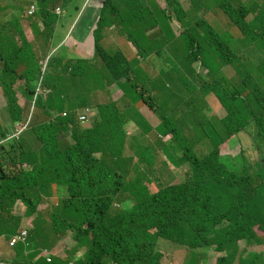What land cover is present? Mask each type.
<instances>
[{
	"label": "trees",
	"instance_id": "16d2710c",
	"mask_svg": "<svg viewBox=\"0 0 264 264\" xmlns=\"http://www.w3.org/2000/svg\"><path fill=\"white\" fill-rule=\"evenodd\" d=\"M135 1H140L142 5L143 0H128L126 9L130 14L133 7H140L134 4ZM235 1L237 6L232 5L230 1H225L224 6L233 23L248 32L253 44L249 59L242 67L237 68L240 59L239 46L231 38L226 39L212 27L204 25L209 29V33H212V39L217 40L215 54L219 60L224 64H234L237 73L242 77L238 86L226 84V79L221 77V71L216 74L215 68L211 67L210 47L201 44L193 46L191 42L190 50L185 55L184 63L190 71L193 70L190 65L202 59V63L209 69V81L202 87V91L205 95L214 92L230 113L220 118L216 127L212 120L207 118L208 113L204 112L200 114L201 119L195 120L198 126L194 133L188 127V135H175V139H179L184 149L172 152V148L165 145L163 149L168 151L173 164H179V160L190 162V169L184 173L185 179L181 183L162 188L155 194L148 193L151 197L140 207L146 208L148 212L139 214L136 212L140 209L138 208L110 216L111 203L120 193L118 186H129L127 191L133 192L140 189L144 180L143 175L135 169V174L130 177L117 170H111L107 165L108 158H112L115 163H122L125 159L124 124L128 119L117 103H105L101 94L97 105L99 115L93 120V128L88 129L78 121L75 113L67 112L66 116L59 113L66 107H79L82 104L79 95L74 96L69 103L48 99L36 103V106L43 110L44 114L54 116V119L45 120L40 125L36 122L32 127L36 129L34 132L37 133L38 139L46 140L50 147L45 150L43 145L33 147L25 133L18 139L11 138L0 145V158L6 162L20 164L19 176H14L13 179L15 182L21 178V187L24 188L15 189L0 180V216L5 208L11 207V203L20 199L28 206V215L36 212L38 201H34L30 194L31 182L33 187L36 184L43 191L52 183L57 184L59 188H65L66 198L62 207L65 210L64 222L76 224L81 228L75 235V240L80 247L88 243L91 250L90 255L74 264H109L105 257L110 255L115 264H135L137 260L157 264L161 258L160 253H155L158 236L177 240L182 244L191 238L192 241H201L205 240V237L211 238L213 223L223 220H229L232 225L226 230L227 235L232 236L230 242L249 238L256 227L264 230V2L260 5L253 3L251 7H247L242 0ZM87 2L88 0H28V3L34 4L36 13V20L29 22L32 23L35 38L43 40V48L46 49L52 37L61 39L62 31L70 24L76 25V15H80ZM198 4L199 0H192V7ZM168 5L182 10L181 4L176 0H168ZM113 8L111 0H107L94 31L95 55L101 56L113 81H119L124 73H129L130 63L127 59H122L119 53H108L99 39L104 27L125 21L119 18L120 15L109 14V10ZM255 11H258V14L254 20L247 21L246 17ZM81 18L85 20V17ZM146 20L150 22L148 18ZM155 23L159 24L158 21ZM0 25V73L9 82L24 79L28 96L36 92V88L28 89L31 81L37 80L45 90H49L47 95H38L40 100H43L51 95L65 93L67 87L74 83L72 77L88 76L93 72V62L90 59L68 55L64 49L52 53L47 66L44 67L40 59H37L32 41H27L20 33L18 39L21 44L18 46L14 37L4 32L10 26L15 28L16 32H23L21 23H8L0 16ZM6 46L13 50L11 55L5 51ZM252 53L257 55L256 59L252 57ZM74 60L76 63H73ZM97 63L96 66H99ZM17 65L23 66V74L17 73ZM242 69L244 72H240ZM253 71L256 73L254 77L262 83L261 91V84L249 76ZM214 76H218V80H212ZM186 77L184 75L181 79ZM127 79L131 81L128 76ZM0 85L3 93L11 95L9 99L14 100L12 98L15 91L3 82H0ZM244 89H247V92ZM22 108L10 111L11 120L15 124L24 120ZM54 110H58L55 115ZM228 125L234 127L230 128ZM67 126L72 128L71 132L66 130ZM241 128L252 138L251 144H247L242 161L239 157L222 156L220 146L224 140L242 132ZM66 134H69L73 142L64 149L60 148L63 145L59 144L56 150L54 143H63ZM0 138H6L1 129ZM194 148L199 151L210 150L206 155L199 156ZM143 150L141 159H148V148L144 147ZM95 151L101 155L98 157L94 154ZM151 158L152 155L148 159L149 166L152 165ZM124 167L127 170L126 166ZM11 219L12 217L5 220L6 229L13 228ZM195 221H200V225L194 223ZM152 226L156 228L155 231H151ZM36 228L41 229L39 234L44 233L41 224H37ZM14 249L17 254L15 264H68L60 259H52L49 262L45 258H39L41 251L32 242L20 243Z\"/></svg>",
	"mask_w": 264,
	"mask_h": 264
},
{
	"label": "rangeland",
	"instance_id": "374dc122",
	"mask_svg": "<svg viewBox=\"0 0 264 264\" xmlns=\"http://www.w3.org/2000/svg\"><path fill=\"white\" fill-rule=\"evenodd\" d=\"M178 1H180L182 3V6L184 8V12H180V9L179 8L177 9V7L173 6V5L170 7L168 6L169 9H166V8L161 9L163 5L167 6L166 0L165 1L156 0V2H154V3H152V0H148V3L150 4V8L152 9V11H142V14L147 16L148 18H156L148 26L150 28L149 33H152L156 27H161V25L163 27H166L167 35H159V38H160L159 47H162V45L166 39H168L169 37H174V40L176 42H178V53H179V55H183V54L187 53V51L190 50L191 42H192L193 46H196L197 44H201V45H204L206 47H210L212 49L211 67L215 68V71L217 74V68H218L219 61H220L218 58V55L215 54V51L217 48V40L212 39V33H209V29L207 27H205V25L208 27H212L217 33L221 34L224 38H226V39L231 38L232 41H234V43H236L237 38L241 35V31L239 30L238 27H236L231 22L230 18L227 16L224 9L222 8V4L225 1H231V0H199V4L195 7H192V0H178ZM242 2L245 3L247 5V7H251L253 5V3L260 5V3H263L264 0H242ZM232 3L234 4V2H232ZM6 4H9L11 9L9 11V15L5 17L4 21H6L8 23L11 22L13 24H14V22H19V24L21 23V26L24 30V34H25L27 40L31 41L32 35H33V33H32L33 26H32V23L27 22V20H29V21L36 20V17H35L36 13L31 15L33 10H34L33 7L29 8L30 3H28V0H0V9H2V7H5ZM1 12H0V16H1ZM182 14H184V15H182ZM257 14H258V11L251 13L246 18V20L247 21L254 20V18ZM27 17H30V18L28 19ZM76 17H77L76 22L81 20V15H76ZM96 19L98 20L97 17H96ZM156 21L159 22V25H156V23H155ZM74 26H76V25H74ZM41 29H43L42 24H41ZM119 29L124 34L126 32L132 34L134 36V38L138 40V38L132 33L131 27H127L124 24H121L119 26ZM9 31H10V33L13 32L11 26L9 28ZM111 31L114 33H117L119 35V30L117 29V27H112ZM179 32H183V34L181 36H179L177 34ZM144 33H145V29L140 28L139 34H144ZM153 35L155 36L156 33ZM14 37L16 39V44L20 45V40L18 39L16 34L14 35ZM123 37L127 38L129 36L124 35ZM63 38L64 37H62V39ZM55 42H57V39ZM34 48H35L34 50H35L37 59H41L44 56L46 49L43 48L42 44L36 45L35 42H34ZM105 49L110 54L114 53L116 50V48L114 46H106ZM160 54L165 57V65H164V61L159 57V55L155 54L154 58L156 60H158L167 70H170V68L172 66H178L179 65L177 60L171 59V56L169 55V51L167 48H161ZM244 57H245V59H249V57L247 55ZM252 57L254 59L257 58V56L254 54H252ZM98 58H101V57L98 56ZM245 59L243 57H240L239 61L237 62V68L242 67ZM22 67L23 66L20 65L18 70L21 71ZM192 67H195L196 73H198L204 77L203 79H194V81L196 82V86L194 84H192L190 86V88L194 90L196 87L199 88L200 85H203V83L205 84L206 80L209 81V79H208V74L205 72L204 64H202V59H200L199 61L194 63L192 65ZM223 70L226 74L228 83H230L234 86H238V84L242 80V77L237 73V70L235 69V67L233 65H227L224 67ZM240 72H244V70L242 69ZM253 72H251V73H253ZM184 75L192 78V76L188 72H186V74L182 73L181 77ZM221 77H223V76H221ZM212 80H215V81L218 80V76H214V78H212ZM19 81L23 82L22 80H19ZM112 81H113V79L110 76L109 70L105 68L102 78L99 77V78H92L91 79V89H92L91 94L88 93L89 96L87 94H84V97L89 98L92 95L97 96L98 92L99 93H105L106 94L105 97L107 98V102H108L111 99L113 93L115 91H117L119 88H121V85L119 88H118V86L111 87L110 84L112 83ZM177 81H179V80H177ZM123 83H124V81H121V84H123ZM133 83H137V81H132L130 83H127L125 86H123V88L125 90L129 89L134 94V96H137V93L135 92L134 88L132 87ZM139 83L141 85H145L144 82L141 80ZM225 83L227 84V81ZM116 85H119V84H117V82H116ZM37 86H38L37 80L29 82V87L31 89H34ZM145 88H147V86H145ZM255 89L258 90V87L255 86ZM121 90H123V89L121 88ZM244 91L247 92V89L246 90L244 89ZM183 96H184V98H187L189 96V93H184ZM203 96H204L203 94H200V98L202 101L197 103L198 105H188V106H190V108L194 109L195 113H197V114L198 113L203 114L204 112H207L208 114H210V110L208 109L207 106H205V100H203ZM3 100H6V98L4 97V95L0 91V103ZM208 100H209V106L211 107L212 111L216 112V114L219 117H222L226 114V112L223 111V109L219 108L220 101L213 94L208 97ZM18 101L23 106L22 117L24 118V120L22 122H23V126H26L28 129L27 134H26L27 139L30 141L32 146L37 147L40 144H42L43 150L47 149L48 147H50L49 143L44 139H38L37 133L34 132V131H36V129L32 127V125L34 123L37 122L38 125H40V123L44 121L41 117L38 116L40 113H44V111L37 108L35 106V104H33V102L30 99L29 100H21V98L18 97L17 103H18ZM174 101H175V95L173 97H171L168 104L170 105ZM199 105H200V107H198ZM158 106H159L158 111L162 113V117L166 118V116H168L170 114V112L172 111V109L168 108V106H166V105L163 108H161L160 101H158ZM1 107L2 106L0 105V119L3 122H1L0 125L4 126L6 128V131H8L9 135L12 136V131L15 129L16 124H14L13 121H10L9 112H6L4 110V108H1ZM96 112L99 113V109ZM146 113H149V112H146ZM142 119L146 120L145 118H142ZM170 119L172 121L171 116H170ZM171 121H169V122L171 123ZM190 127L191 128L193 127V123H191ZM180 129H181L180 132L175 133V135L181 136V133H183L185 136L188 135L187 127L181 126ZM15 130L13 131V134L15 133ZM166 138L168 139V141H163L164 143L168 142L172 149L177 148L178 143H180L179 139L170 138V137H166ZM133 142L134 141L132 140L130 152H131V150L133 151L134 149H136L133 146ZM238 142L239 141L236 140V143H238ZM203 147L207 148L208 146H203ZM193 150L196 151V153L199 156H204L209 152L210 149L199 151L196 148H194ZM237 152H238V149H236L235 152H232V151H230V149L228 147H226V146L222 147V153L224 155H231L232 153L236 154ZM159 153H160V156L163 157L162 151ZM231 156H233V155H231ZM186 166H187V164H185V167ZM154 169L156 172L161 174V176L163 178L162 181L164 184H167L168 182H170V179L174 178V175H171L169 171H164V170L161 171L157 167H154ZM174 171L177 172V170H174ZM186 172L187 171H185L183 169L181 172V175L186 173ZM8 175H9V178H8ZM14 176H19L18 169L13 170L12 166L6 164V160H4L1 157L0 158V180H3L6 185L8 184L10 186H13L15 189L23 190L24 188L21 187L23 180L21 178H19L14 182V179H13ZM34 188H35V185H34V187L31 185L29 186L30 191ZM54 199L58 200L57 198H54ZM27 207L28 206L24 205V201L20 199V200L15 201L14 203H11V207H7L3 210L2 216H0V236H1V238H0V261L8 262V264H15L14 261H15V258L17 257L16 250L9 247V241H10V238L16 234V232L20 231L22 228H26V226L28 228H30L32 231H35L37 233H39L41 231V229L38 230L36 228V221H34V218H33L35 215L32 217L28 216ZM11 217H12V219L10 221L12 223L13 228L12 229H6L4 227V222H5V220L10 219ZM45 220L47 221L48 218H45ZM37 222H38V220H37ZM47 224L50 227V229L53 230L52 224L50 222H47ZM28 225H30V226H28ZM15 230H16V232H15ZM44 230H45V232L43 231L44 232L43 236L46 237V240L41 241L40 239H38L36 242V246L40 247L42 249L41 254H43V258L48 259V257L54 258L53 256H58V257L64 259L66 256V252L70 251V249L71 250L74 249L75 241L73 240V238L58 241L55 238H52L51 234L53 235L54 233H52L51 230H47L45 228H44ZM169 240L170 239L167 237H161L159 239V243H160L159 247L169 245V243H170ZM45 248L47 249L48 252H51L52 250H57L58 254L48 255L47 257H45L46 251H43V249H45ZM41 254H40V256H41ZM40 256H39V258H41ZM184 256L187 258H194L195 257V255H193L187 251L184 252ZM83 258H84V256L80 254L77 256L76 261H79ZM108 258H109V262L112 263L113 259H112L111 255Z\"/></svg>",
	"mask_w": 264,
	"mask_h": 264
},
{
	"label": "bare ground",
	"instance_id": "6f19581e",
	"mask_svg": "<svg viewBox=\"0 0 264 264\" xmlns=\"http://www.w3.org/2000/svg\"><path fill=\"white\" fill-rule=\"evenodd\" d=\"M161 1H165V0H161ZM107 0H88L85 8L82 9V12L80 13V15L83 17L85 16V12L86 10H88L89 8H93L95 9V11L97 12V18L98 20L95 18H92L91 23L89 26V30H91V34L92 37L95 40V29L97 27V24L99 22L100 16H101V12L103 11V9L105 8ZM128 0H111V6H113V9H110L109 14H112V16H114V13L117 15H120L119 18L120 19H125L124 22L118 23L116 22L113 26L118 27L121 24H124L127 27H131V31L132 33L138 38L135 39L134 36L130 33H125L124 35H128L129 37H127L128 41L131 42L132 47L135 50V54L136 56L143 58L144 61L146 63H148V65L154 69V72L160 74L162 76V79L164 81H167L169 83V86L166 87V89L163 90V93H166L170 98L173 97L175 95V97L180 98L186 105H196V103L201 102V98H200V94H204V92L199 89L198 87H196L194 90L190 88V86L192 84H194L196 86V82L194 81V79H203L204 77L201 76L200 74L196 73L194 70H189L186 68V65L184 64V60L185 58V54L183 55H179L178 53V42H176L174 40V37H169L168 39H166L162 45V47H159V43H160V38L159 35H167V29L166 27H163L161 25V27H156L154 29V31L152 33H149V24L151 22H153L156 18H148L147 16L142 14V11H152V9L150 8V4L148 3V0H143L142 1V5H140V1L139 3H136V1L134 2V4H138L140 5V7H133L132 8V13L130 14V12L128 11V9H126V4H127ZM156 2V0H152V3ZM167 2V6H162L161 9H169L168 8V0H166ZM170 7V6H169ZM3 9H5L6 11H10V6H5L3 7ZM85 9V10H84ZM146 14V13H145ZM29 16V15H28ZM29 19V17H27ZM113 19H115V17H111ZM146 18H148L150 20V22L148 23ZM131 20V21H130ZM81 23V24H80ZM84 24V21L79 20L78 22H76V26H81ZM159 25V24H156ZM109 27V26H106ZM140 28H144L145 29V33L144 34H139V29ZM13 32L10 33L9 29L6 30L5 32H7V34H9L10 36H13L17 33L15 31V28H12ZM103 30V29H102ZM120 30V29H119ZM22 34H24L23 32H20ZM34 33V32H32ZM156 35L154 36L153 34ZM25 35V34H24ZM34 35V34H33ZM99 39L101 40L103 37V33L101 31V34H99ZM15 43H16V39L14 37ZM40 42L42 43L43 40L40 39ZM21 44V41H20ZM144 45V46H142ZM19 46V45H18ZM161 48H167L169 51V55L171 56L172 60H177L178 62V66H172L170 68V70H167L158 60H156L154 58V55L157 54L159 55V57L164 61V65H165V57L163 55L160 54L161 52ZM33 49H35L33 47ZM5 51L11 55L10 53L13 52V50L10 48V46H6ZM114 53H119L120 57L122 59H126V56L124 54V46L121 47V50L114 52ZM41 55V54H40ZM240 57H243L242 54H240ZM239 59V58H238ZM1 61V59H0ZM197 61H194V63H196ZM246 60L243 62L245 63ZM19 66L16 67V70H18ZM185 72H189L191 77H187L186 79L182 80L181 79V74ZM130 76H140V77H144L147 79V82L144 84L148 87L149 85H152L156 88H158L160 85L158 83H156L152 78L148 77V75H146V73L144 72V69L141 67H137L135 69H132L129 71ZM179 80V81H177ZM0 82H3L7 85V87L9 89H13V90H17L19 94H22L21 100H31L34 103H38L40 101H46L48 99H52V100H61V101H66V102H70L71 99L75 96L72 93H62V94H57V95H51L48 98H44L43 100H40V97L38 95H32V96H28L27 94H23L22 90L19 89L17 83L15 81H11L9 82L5 76L0 73ZM180 84V85H179ZM227 89L230 91L231 89L229 87H227ZM184 93H189V96L187 98H184ZM139 98L142 102H150V98L148 96V94L146 93H139ZM207 99V97L203 96V100ZM56 100V101H57ZM191 102H193V104H190ZM0 105L2 106L1 108H4V110L6 112H9L11 110H17V108H22V105L20 104V102L17 103L16 100H11V99H7L3 100ZM190 108V106H188ZM223 109V111L226 112V114L222 117H219L216 112H213L211 114L207 115V118L209 120H212V123L214 125H216V127L218 126V122L219 120H215V118H223L225 117L227 114L230 113V111L227 108H221ZM76 110V108H75ZM81 113H88V111L86 109H83L81 111ZM39 117H41L44 121L45 120H53L54 116L52 115H46L44 113H40L38 115ZM136 119H140V118H145L146 120H152L154 117L149 114L146 113V115L142 114V113H138L135 115ZM196 119H201V116L199 114H189V115H182V117L178 120H175L173 122H167L168 124H174L177 126H185V127H190L191 123H194ZM158 121H164V118L161 117L159 119H157ZM3 122L0 119V123ZM230 128H233L234 125H228ZM20 125H16L15 127V131H19L20 130ZM0 129L4 134H9L8 131H6V128L2 125H0ZM13 130V131H14ZM66 130L68 132L72 131V128L70 126L66 127ZM240 130H244V129H240ZM196 131V130H195ZM23 133H25V135L27 134L26 130L22 131ZM128 136L135 142V143H140L142 141H152V138L148 135L142 136L140 138L137 137L136 133H132V132H128ZM154 139L156 141H168L167 138L164 137H158V136H154ZM63 143H54L56 150H58V145L62 144L63 147L60 148H65L66 145H68L67 142L63 141ZM3 143L0 142V145H2ZM204 144V143H201ZM200 144V145H201ZM224 145H227V147L230 149V151L235 152L236 149H238V151H240V154H234L235 157H239L240 160L242 161L243 159V154L244 151L246 150V148L248 147L247 144H244L242 142H238L236 143V141L230 140V139H225L223 142ZM39 146H42V144H40ZM184 146L182 145V143H178L177 148L172 149V152H176V149H181ZM61 149V150H63ZM184 149V148H183ZM150 151H154V148H149ZM182 150V149H181ZM161 152V151H159ZM168 151H162V155L166 158L170 157V154L167 153ZM95 155H101L100 152L95 151L94 152ZM222 156L228 157L227 155H224L223 153H221ZM132 158L131 157H127L124 159V161H131ZM107 165L112 169V170H117L119 173H125L127 175L132 176L133 174H135V172L137 171L139 173L140 170L144 169L147 164L149 162H141L140 165L138 166V169L136 171H130V170H126L125 167L123 165H121L120 163L114 164L111 160L107 161ZM255 163V162H253ZM6 164L12 166L13 170L20 169V164H15L13 161L12 162H6ZM170 172L171 175H175L177 174L178 176L181 177L182 181L185 179L182 175H181V171L178 169L177 172L174 170H168ZM32 186V182L30 184ZM36 185V184H34ZM159 187H167V184L164 183H159L158 184ZM140 189H137L135 192L129 193L127 191V189H129V186L123 187V186H118V189L120 191V193L125 190V192H123L121 194L122 198H124L126 201L131 202V203H139L141 202L142 199V195L143 193L146 192H152V186L149 185L147 182H144L140 187ZM140 190V191H138ZM31 196H33L34 201H38L37 204V210L36 212L32 215H30L29 217L34 216V221H36V225L37 224H41L43 231L45 232L44 228L47 230H51L50 227L48 226L47 222H50L52 224V228L53 230L52 233H54L53 235L51 234L52 238H55L58 241H62L61 237H65L66 239L72 238L70 233L68 232V229L70 228L73 232L78 233L81 228L76 225V224H68L65 223V210L62 209L63 207V201L66 198L65 195H63L62 193L59 192V187L57 186V184L52 183L49 187H47L46 191H43L42 189H40L38 187V185L35 186V188L33 189V191H30ZM54 198H57L58 200H55ZM137 213H141V212H148V210L146 208H140L136 211ZM117 215V214H116ZM45 218H48V220L46 221ZM38 220V222H37ZM229 222V220H223L222 223L220 224V226H223L225 224H227ZM20 223V222H19ZM30 226V225H28ZM27 227V226H26ZM156 228L154 226H152L151 231H155ZM161 237L163 236H158L157 240H159ZM40 239V235L37 236L36 238L29 240L28 243L32 242L33 245L36 246V242L37 240ZM74 240V239H73ZM75 241V240H74ZM261 242L259 241H255L253 240V244L254 245H259ZM160 244V243H159ZM235 245V249L237 251H239L240 253L244 254L246 256V261L250 262L253 260H257L259 257H255V256H250L247 254V252L245 251L244 248L240 247L239 245ZM56 251H53V253H55ZM197 254H200L201 257H207L208 260L210 261L211 264H244V261L240 259L239 256H237L234 251H225L221 246H218L217 244L214 243H210L207 246L196 250ZM81 254L83 256H88L91 254V250L89 248H82V247H78L77 249H70V251L66 252V255H68L69 257L66 258L65 260H63L64 263H68V264H72L73 262H76L77 256ZM106 260H109L108 256L105 257ZM136 262H141V260H137ZM112 263H115V261L113 260ZM158 264H161V262H159Z\"/></svg>",
	"mask_w": 264,
	"mask_h": 264
},
{
	"label": "clouds",
	"instance_id": "9594fccd",
	"mask_svg": "<svg viewBox=\"0 0 264 264\" xmlns=\"http://www.w3.org/2000/svg\"><path fill=\"white\" fill-rule=\"evenodd\" d=\"M177 2H179L181 4V7H182V10H180V12H184V8L182 6V3L178 0H176ZM234 2V4L232 3ZM230 3L234 6H237L238 3L235 1V0H231ZM7 6H10L9 4H6ZM170 6V5H169ZM30 7H33L34 9V4H30L29 5V8ZM195 7V6H194ZM240 8H243L242 5H239ZM222 8L224 9L225 13L227 14V16L230 18L231 22L233 23L232 21V18H231V15H229V13L227 12L225 6H224V3L222 4ZM3 10V7L2 9H0V12ZM58 9H56L57 11ZM35 9L33 10L32 14L34 13ZM8 12L6 10H3L1 12V17H3V15ZM251 14V13H250ZM249 14V15H250ZM248 15V16H249ZM247 16V17H248ZM181 17V16H180ZM246 17V18H247ZM4 20V19H3ZM27 22H29V20H27ZM250 22V21H249ZM234 24V23H233ZM179 25V24H178ZM235 25V24H234ZM236 26V25H235ZM238 27V26H236ZM239 30L241 31V35L237 38V41H236V44L239 46L240 48V51H239V54H242L243 57L244 56H250V50L252 48V42H251V38L248 34L247 31H244L241 27H238ZM37 29V28H36ZM38 30V29H37ZM73 28L71 29V31L69 32V34H71ZM5 32V31H4ZM32 32H33V29H32ZM6 33V32H5ZM64 33V31H62V34ZM20 34V32H17L16 35L18 37V35ZM179 36H181L183 34V32H179L177 33ZM8 36H10L8 34ZM23 36L25 37V39L27 40L26 36L23 34ZM12 37V36H10ZM64 37V36H62ZM57 39V42H55ZM62 39V38H61ZM61 39H58V38H54L52 37L51 38V41L49 43H47L46 45V52L44 54V56L40 59V63L46 67L47 66V63H48V60H49V57L52 53H54L55 51H57L58 49H64L66 51V47L63 45V44H58V42L61 41ZM28 41V40H27ZM34 44V42L36 43V45H39V44H42L40 42V39H36L34 35H32V40H31ZM30 41V42H31ZM100 43H101V40H100ZM102 44V43H101ZM8 45V44H7ZM103 46V45H102ZM52 48V49H51ZM103 48L105 49V47L103 46ZM106 50V49H105ZM107 51V50H106ZM68 53V55H77L78 57H82V58H86V59H90L92 62H93V72L88 74V76H83V77H72V79L74 80V83L69 85L67 87V91L68 93H72L74 94L75 96L76 95H79L81 98H80V101H81V105L79 107H75V108H72V107H66L63 111H59V113L63 116H66L67 115V112L69 113H75L76 116H77V119L78 121L85 127H88V129H92L94 124H93V120L94 118L99 115L98 112H96L98 110V107L97 105L99 104V97L101 96V94H103L104 96V99H105V103H108V102H115L117 103V105L120 107L121 111L124 112L125 114V117L128 119V121L124 124V129H125V132H126V143H125V149H124V155H125V158L127 157H131L132 160L131 161H123L122 163H120L121 165L123 166H126V168L130 171H134L138 169V166L140 165L141 162H148V159L149 157L152 155L153 158H151L152 160V165L149 166V164H147V166L140 170L139 173L143 175L144 177V180H143V183L144 182H147L149 185L152 186V192H144L143 195H142V199H141V202L139 203H131V202H128L126 201L124 198H122L121 194L123 193V191L121 193H119L115 199L114 202L111 203V206L109 208V211H110V216H115L116 214H121L122 212H128V211H133V210H136L140 207H142V203L146 200V199H149L151 196L148 194H155L157 193L160 189L162 188H165V187H159L158 184L159 183H163L162 181V176L161 174H159L158 172L155 171L154 167H157L159 170L161 171H168V170H180L182 172V170L184 169L185 171H189L190 169V162H184L182 160H179V164L175 165L171 162L170 158H166V157H161L160 156V153L159 151H165L163 148L165 147V145L169 146V143H164L163 141H154V143L157 145V147L154 148L153 145H149L148 144V140L147 141H142L140 143H135L133 142V146L136 148L134 149L133 151L131 150L130 152V147H131V142H132V139H129L128 137V130H127V124L130 123L131 121H134L136 122L138 125H144L145 123L148 122V120H143L142 118L140 119H136L135 118V115H131L129 114V110L128 109H125L121 102L120 101H108L107 102V99L105 97V93H99L96 95H92L90 96L89 98H85L84 97V94H87L89 96L88 93L91 94V79L92 78H99V70H98V66H96V63L98 61H102V58H98L96 55H95V43H94V51H93V54L91 56H81L73 51H66ZM114 54V53H112ZM254 54V53H252ZM256 55V54H254ZM8 56V55H7ZM257 56V55H256ZM101 57V56H100ZM10 59V58H8ZM12 60V59H10ZM122 59H120L121 61ZM247 60V59H245ZM199 61V60H197ZM103 62V61H102ZM73 63H76V60L73 61ZM104 63V62H103ZM100 62L97 63V65H99ZM185 64V63H184ZM194 64V62L190 65L191 68L195 71V67H192V65ZM203 64V63H202ZM186 65V64H185ZM227 65H234V64H224L222 63L221 61H219V65H218V68H217V71H221V74L222 76L226 79L227 81V84H230L228 83V80H227V77H226V74L224 72V67L227 66ZM18 66V65H17ZM16 66V67H17ZM205 72L208 74V67L205 66ZM187 68V67H186ZM96 69V70H95ZM107 69V68H106ZM236 69V68H235ZM131 70V68H130ZM18 74H23L22 71H19V70H16ZM189 73V72H188ZM186 74V72H185ZM254 75H256L255 72L253 73H250L249 76L255 78L259 84H261V88L260 90H262V83L261 81H259L258 78L254 77ZM23 76V75H22ZM127 76L131 79V81H129L127 79ZM102 78V76H101ZM208 79H209V75H208ZM19 80H22L23 82H20ZM122 80H125L126 84L127 83H130L132 81H137V80H134V78L132 76H130L129 73H124L122 75V78L119 80V81H116L114 79V82L117 84H119ZM15 82L17 83L19 89L22 90V93L23 94H27L28 92H26V89L24 87V79H16ZM140 82V81H139ZM137 81V83H133L132 84V87L134 88L135 92L137 93V96H135V98L138 100V101H141L140 98H139V93L142 92V93H146L148 94L149 98H150V102H143L145 105H147L151 110L154 111V113L158 116V118H161L162 117V113L159 112V106H158V101H160V104H161V108H163L165 105H163V103L161 102L160 98L155 96L153 94L152 91H150L149 87L145 88L146 85H141ZM206 82H208V80H206ZM204 83L203 85H200L199 86V89L202 90V87H204ZM232 85V84H230ZM254 86L257 87L256 84H254ZM36 88V92H35V95H39V94H43V95H47V92L49 90H45L41 83L38 84ZM34 88V89H35ZM121 88L123 89V91H127L123 88V86H121ZM28 89H31L28 85ZM0 91L1 93L4 95L5 98L9 99L11 95H8V94H4L3 93V89L0 85ZM15 93H14V100L17 101L18 97H22V94H19L17 90H14ZM214 95L218 100L219 98L216 96V94L214 92H210V93H207L206 95H204V97H207V99H205V106L208 107V109L210 110V114L213 113L211 107L209 106V100H208V97L210 95ZM72 101V100H71ZM220 101V100H219ZM19 102V101H18ZM65 103H69V102H66L64 101ZM142 102V101H141ZM33 104H35L36 106V103L33 102ZM166 106H168V108L172 109V111L170 112V114L168 116L163 117L164 118V121H161L160 124L156 127V131H155V136H158V137H170V138H175V133H179L180 132V127L181 126H177V125H173V124H168L167 122L171 121L170 119V116L172 117V121H175V120H178L182 117V115H189V114H197L195 113V110L192 109V108H189L188 105H186L180 98L178 97H175V101L172 103V104H166ZM172 106V107H171ZM23 107V106H22ZM37 107V106H36ZM225 106L220 102V106L219 108H224ZM226 108V107H225ZM83 109H86L88 111V113H81V111ZM58 110H54L53 111V114L55 115L57 113ZM136 113H140L138 112V110L136 109L135 110ZM193 112V113H192ZM199 115L202 114V113H198ZM10 115V113H9ZM220 118H215V120H219ZM10 121H13L11 120V116H10ZM14 123V122H13ZM42 123V122H41ZM15 124V123H14ZM20 125V130L19 131H15V133L13 134V131H12V136H10L9 134L6 135V138H0V142L2 143H5L7 140H11V138H20V136L23 134V130H28L26 126H23V122H20L18 123ZM16 124V125H18ZM197 126L198 124L196 122L193 123V129L191 127H189V129L192 131V133L195 132V130L197 129ZM188 127H187V130H189ZM149 133L144 131V130H139L138 132H136V135L138 138L142 137V136H145V135H148ZM38 138V137H37ZM129 139V140H128ZM230 140H233V141H236L238 140L239 142H242L244 144H251L252 142V138L251 136L245 132V131H242L238 134H235V136L233 137H230L228 138ZM63 141L67 142L68 144H71L73 142L72 138L69 136V134H66L64 135V138H63ZM223 146H226L224 144H222L220 146V152L222 153V147ZM34 147V146H33ZM37 147H40V146H37ZM35 147V148H37ZM144 147L148 148V150L146 151V153L148 154V159H145V160H142L141 157H142V153L144 152ZM149 148H154L155 150L154 151H150ZM171 149V147H170ZM241 152L238 151L237 154H240ZM231 155L234 156V154L232 153ZM231 155H227L228 157H231ZM98 157L100 155H97ZM111 160L114 164H117L113 161L112 158H108L107 161ZM150 163V162H149ZM155 163H157V166H154ZM185 164H187V166L185 167ZM112 170V169H111ZM184 174H182L183 176ZM131 177V176H130ZM182 180H180V176H178L177 174L174 175V178L170 179V182L167 183V187L168 186H175L176 184H179L181 183ZM157 187V190L154 191ZM136 191V190H135ZM133 191V192H135ZM140 191V190H138ZM59 192L62 193L63 195L66 194L65 192V188H59ZM129 193H132V192H129ZM28 210V208H27ZM30 216V215H28ZM18 223V222H17ZM194 223L196 224H199L200 225V221H195ZM222 223L221 222H216V223H213V228H214V231H213V236L211 238H206L205 237V240H201V241H192V238L189 240H187L186 242H184L185 244H182V243H178L177 240H172L170 239L169 242L176 245V247H182V248H186L188 250H191V251H196L198 249H201L205 246H207L208 244L210 243H214V244H217L218 246H221L225 251H234V253L240 257V252L237 251L235 249V245H239L240 246V243L243 242L244 245L246 246V248H252V247H261V249L259 251H253V252H247L248 255L250 256H255V257H260V256H264V230H260L258 227H256L254 229V233L247 239L245 240H239V241H232L230 242V240L232 239V236L230 237L229 235H227V232L226 230L230 227H232L230 221L223 225V226H220V224ZM35 228V227H34ZM33 228V229H34ZM16 232V230H15ZM68 232L70 233L71 237L75 240V235L77 233L73 232L70 228L68 229ZM44 233L42 234H39L35 231H32L30 228L26 227V228H22L20 231L16 232V234L14 236H12L10 238V241H9V247L10 248H15L17 245H19L20 243L22 244H27L29 242V240H32L34 238H36L37 236L40 235V240H46V237L44 236L43 239H42V236H43ZM1 238V236H0ZM61 240H66L65 237H61ZM253 240L255 241H259L261 242L259 245H254L253 244ZM230 242V243H229ZM160 244H159V240H156V249H155V253H160L161 254V258L159 260V262H163V259L165 257V252L159 247ZM78 247H80L77 243V241L75 240V245H74V249H77ZM39 250L41 251L42 253V249L40 247H38ZM82 248H89V244L86 243V244H83L82 245ZM43 251H46V256L47 257L48 255H55V254H58L57 250H52L51 252H48L47 249H43ZM53 251H56L55 253H53ZM137 251V250H136ZM139 254V252L137 251V255ZM80 255V254H79ZM41 258H43V254H41L40 256ZM54 258H51V257H48V261L50 262L52 259H60L61 261L65 260L66 258H68L69 256L66 255L64 259L58 257V256H53ZM85 257V256H84ZM17 258V257H16ZM15 258V259H16ZM46 259V258H45ZM244 263H248L246 261V257L242 258ZM109 264H115V263H110L109 260H106ZM158 262V263H159ZM75 262H73L72 264H74ZM157 263V264H158ZM0 264H8V262H3V261H0ZM135 264H148L144 261H141V262H136ZM250 264H258L257 263V260H253V261H250Z\"/></svg>",
	"mask_w": 264,
	"mask_h": 264
},
{
	"label": "crops",
	"instance_id": "0c3cea01",
	"mask_svg": "<svg viewBox=\"0 0 264 264\" xmlns=\"http://www.w3.org/2000/svg\"><path fill=\"white\" fill-rule=\"evenodd\" d=\"M9 15V11L6 12L3 15V19H5L6 16ZM97 16V12L93 8H89L85 12V20L84 24L81 26H74V24H70L69 27L64 30L63 36L64 38L58 42V44H63L66 47V51H73L81 56H91L94 51V43L95 40L92 37L91 30H89V26L91 23L92 18H95ZM112 27L115 26H109L104 27L102 30L103 37L101 39V43L104 47L106 46H114L116 48L115 52L121 50V47L124 46V54L126 56V59L130 63V68L135 69L137 67H141L144 69V72L148 77L152 78L156 83H158L160 86L158 88L149 85L150 91L153 92V94L160 98L163 105H166L169 100L171 99L166 93H163V90L166 89L167 86H169V83L167 81H164L162 79V76L156 72H154V69H152L148 63L144 61L143 58H140L136 56L135 50L132 47L131 42L128 41L127 38L123 37L124 33L119 30V35L117 33L112 32ZM73 28L71 34L69 32ZM7 33V32H6ZM144 46V45H142ZM106 68L105 64L101 61L98 70H99V76L103 77L104 69ZM134 80H137L138 82L141 80L143 82H147V79L140 76H132ZM123 84L121 82L119 85H116L114 81L110 84L111 87L118 86V88L121 86H125L126 82L125 80ZM107 99V98H106ZM120 101L122 106L125 109L129 110V114L136 115V109L138 112L146 115V112H149L154 118L152 120H148L147 123L144 125H138L136 122L131 121L127 124V130L128 132L136 133L140 129L148 132V136L152 138V141L148 140L149 145H153L154 148L157 147V145L154 143L155 139V131L156 127L160 124V121L157 119L158 116L154 113L153 110H151L147 105H145L143 102L138 101L134 94L128 89L127 91L121 90L119 88L117 91H115L109 101ZM172 107V106H171ZM129 137V136H128ZM129 139H131L129 137ZM128 139V140H129ZM227 147V145H226ZM154 166H157V163H155ZM180 180L181 177H180ZM157 190V187L154 191ZM240 247L244 248L245 251L253 252V251H259L261 247H252V248H246L243 242L240 243ZM165 252V257L163 259V262L161 264H211L207 257H201L200 254H197L196 251H191L186 248L182 247H176V245L169 243L167 246H161L160 247ZM187 251L193 255H195L194 258H187L184 256V252ZM246 257L244 254L240 253V259ZM258 264H264V256H260L257 259ZM245 264V263H244ZM250 264V262L246 263Z\"/></svg>",
	"mask_w": 264,
	"mask_h": 264
}]
</instances>
